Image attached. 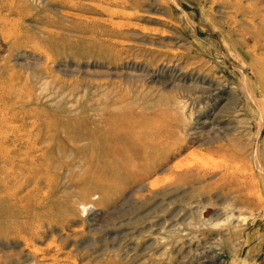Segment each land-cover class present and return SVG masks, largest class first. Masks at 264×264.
<instances>
[{
	"label": "rangeland",
	"instance_id": "1",
	"mask_svg": "<svg viewBox=\"0 0 264 264\" xmlns=\"http://www.w3.org/2000/svg\"><path fill=\"white\" fill-rule=\"evenodd\" d=\"M116 107L146 168L84 181L68 149L19 217L0 189V264H264V0H0L4 135Z\"/></svg>",
	"mask_w": 264,
	"mask_h": 264
},
{
	"label": "bare ground",
	"instance_id": "2",
	"mask_svg": "<svg viewBox=\"0 0 264 264\" xmlns=\"http://www.w3.org/2000/svg\"><path fill=\"white\" fill-rule=\"evenodd\" d=\"M15 103L20 101L12 104ZM109 110L92 121L86 117L65 119L48 116L45 121L39 122V129L34 133L30 131L27 137V134L22 136L25 138L17 135L11 140L0 131V189L4 194L3 199L11 201L7 209L17 213V217L32 213L37 203L34 191L37 192V186L43 179L50 186L52 177L49 172H52L55 161L64 160L68 149L75 151L82 159L85 157L81 167V179L84 181L112 183L119 176L126 181L137 179L139 175L136 169L146 168V120L135 117L128 108L116 107L113 112ZM68 130L76 135L74 139L66 136ZM154 140L148 143L154 145ZM39 142L44 147L36 159L32 154L36 152ZM21 144L25 160L15 158L18 154L21 156L18 149ZM40 162L46 169L40 171L37 166ZM62 166L65 167L63 163ZM94 189L106 191L110 187L98 186ZM23 191L25 195L22 197Z\"/></svg>",
	"mask_w": 264,
	"mask_h": 264
}]
</instances>
